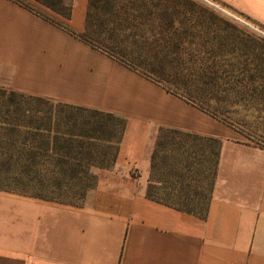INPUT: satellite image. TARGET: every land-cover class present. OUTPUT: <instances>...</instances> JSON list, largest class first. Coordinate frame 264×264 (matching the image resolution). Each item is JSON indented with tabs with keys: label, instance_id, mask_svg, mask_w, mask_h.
<instances>
[{
	"label": "crops",
	"instance_id": "1",
	"mask_svg": "<svg viewBox=\"0 0 264 264\" xmlns=\"http://www.w3.org/2000/svg\"><path fill=\"white\" fill-rule=\"evenodd\" d=\"M264 26V0H216ZM88 0L67 24L84 28ZM0 86L116 114V158L82 205L0 190V264H264V147L13 0H0ZM160 127L220 140L206 216L146 197Z\"/></svg>",
	"mask_w": 264,
	"mask_h": 264
},
{
	"label": "trees",
	"instance_id": "2",
	"mask_svg": "<svg viewBox=\"0 0 264 264\" xmlns=\"http://www.w3.org/2000/svg\"><path fill=\"white\" fill-rule=\"evenodd\" d=\"M13 1L124 64L121 59L86 39L90 0L81 32L67 24L72 0ZM127 67L227 124L218 114L217 105L207 104L206 101L198 103L192 93L170 92L154 77L129 65ZM17 98L23 100V104L16 103ZM0 99H3L0 103V108H3V111L0 110V190L72 204L57 201L53 195L83 199L86 192L93 188L98 170L107 169L114 162L125 128L122 117L87 107L53 103L3 86H0ZM11 107H14L13 117L9 113ZM86 112L103 116L105 120L85 117L83 114ZM110 123L113 127L117 125V134L109 129ZM112 140L115 142L112 153L109 150L101 154L97 151L98 143L108 145ZM219 149L218 138L160 127L150 157L146 197L203 219L211 197ZM203 160L209 161L210 167L206 172Z\"/></svg>",
	"mask_w": 264,
	"mask_h": 264
},
{
	"label": "rangeland",
	"instance_id": "3",
	"mask_svg": "<svg viewBox=\"0 0 264 264\" xmlns=\"http://www.w3.org/2000/svg\"><path fill=\"white\" fill-rule=\"evenodd\" d=\"M89 2L87 40L159 80L170 92L192 93L198 103L217 105L236 137L264 147V37L260 35L264 26L216 0ZM21 101L17 98L16 103ZM9 113L13 117L14 107ZM83 115L105 120L87 112ZM112 124L109 129L117 134V125ZM111 142L98 143L97 151L112 153L115 142ZM202 166L206 172L209 161L203 160ZM93 188L81 200L53 196L82 205Z\"/></svg>",
	"mask_w": 264,
	"mask_h": 264
},
{
	"label": "built area",
	"instance_id": "4",
	"mask_svg": "<svg viewBox=\"0 0 264 264\" xmlns=\"http://www.w3.org/2000/svg\"><path fill=\"white\" fill-rule=\"evenodd\" d=\"M260 35L264 37V34L263 33H260Z\"/></svg>",
	"mask_w": 264,
	"mask_h": 264
}]
</instances>
